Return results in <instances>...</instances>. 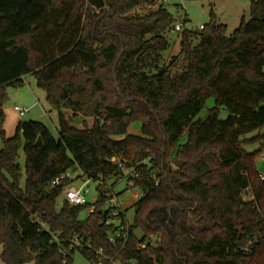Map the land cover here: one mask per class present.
I'll list each match as a JSON object with an SVG mask.
<instances>
[{
    "label": "trees",
    "instance_id": "16d2710c",
    "mask_svg": "<svg viewBox=\"0 0 264 264\" xmlns=\"http://www.w3.org/2000/svg\"><path fill=\"white\" fill-rule=\"evenodd\" d=\"M163 4L0 0L4 264H74L76 252L96 263L93 251L72 246L77 236L104 251V264H264V0L251 1L250 21L231 35L213 12L203 29H182L180 55L162 67L175 26ZM28 75L58 113V139L35 121L6 136L7 88L23 87ZM65 111L92 127L71 126ZM135 123L140 134L129 133ZM120 164L134 170L142 192L125 246L110 244L116 226H106L103 211L106 183L124 176ZM72 169L98 184L94 205L64 199L74 180L56 181ZM120 221L128 225L125 214Z\"/></svg>",
    "mask_w": 264,
    "mask_h": 264
},
{
    "label": "rangeland",
    "instance_id": "374dc122",
    "mask_svg": "<svg viewBox=\"0 0 264 264\" xmlns=\"http://www.w3.org/2000/svg\"><path fill=\"white\" fill-rule=\"evenodd\" d=\"M159 0L160 4L173 15L174 25H181L183 30H201V27L209 25L211 21L212 12L215 14L218 23L227 27L228 35L241 25L242 21L249 22L251 19L250 6L252 0ZM145 12V9H142ZM179 32L172 31L166 34V38L169 43V47L163 55V61L161 66L168 65L173 58L180 55V37ZM8 101L4 106L5 119V132L7 138L15 136L18 125L21 122L35 121L46 125L53 136L58 139L59 130V117L56 111H53L46 100V93L37 87L34 76L28 75L24 78V86L21 88H7ZM264 104V102H263ZM18 106L22 109H27L28 113L24 117H20L13 108ZM214 106L213 99H210L198 116V120L206 119L208 110ZM67 122L77 128L83 129L85 125L92 127L93 120L85 119L81 116H74L70 111L64 112ZM229 117V112L222 108L220 111V120H226ZM129 133L140 134L141 125L135 123L130 126ZM264 134V129L261 132ZM256 133L249 134L247 137L251 138ZM1 145V143H0ZM258 149V145L246 146L247 152H254ZM18 164L22 168V186L25 184V156L23 149L19 152ZM69 178L74 180L73 185L80 187L87 179L82 178V173L78 169H72L69 172ZM97 186L98 184L90 181L88 184L87 204L94 205L97 201ZM106 187L111 189L112 194L116 195L120 204L125 212V218L129 226L133 225L135 218V209L133 205L138 201L134 198V194L128 188V182L121 180L115 182L110 180L106 183ZM141 195L139 191H136ZM63 198L58 201L61 205ZM89 215V210H85L81 214V219L85 220ZM120 224L121 221H117ZM2 253V246L0 245V256ZM74 264H90V262L82 256L81 253L76 252L73 256ZM0 264H4L0 258ZM115 264H123L117 262Z\"/></svg>",
    "mask_w": 264,
    "mask_h": 264
},
{
    "label": "built area",
    "instance_id": "2783aa9c",
    "mask_svg": "<svg viewBox=\"0 0 264 264\" xmlns=\"http://www.w3.org/2000/svg\"><path fill=\"white\" fill-rule=\"evenodd\" d=\"M201 29H203V27H201ZM182 30V26L181 25H176L174 26V31H181ZM13 110L20 116V117H24L27 113L28 110L27 109H22L18 106H15L13 108ZM113 162L116 163V159H113ZM261 163H264V152L261 155L260 158V165ZM120 167L123 169L124 171V176L121 180H126L128 182V188L129 190H131L133 192V196L135 199H140L142 197V192L135 187L134 185V179H136L138 176L137 174L134 172V170H130V169H126V165L124 164H120ZM67 178H69V173L63 175L62 177H60L56 183H59L60 181L66 180ZM131 178L133 180H131ZM70 179V178H69ZM261 179L264 180V172H261ZM120 180V181H121ZM89 180H87V182H85L83 185H81L80 187H76L75 185H71L69 187H67L64 191V199L72 206H84L87 204V193H88V184H89ZM102 183V181H101ZM108 191L110 192V194L108 195L109 197V201L106 204L105 208L103 209L104 212L109 213V217L110 219H108L106 221V226H111V225H115L116 226V231L113 235H111V237L109 238L110 244L112 245H120V246H125V244L127 243V241L130 238V234H131V228L129 225H125V224H117V220H120V217L122 215L125 214L122 205L119 202V199L116 195L112 194L111 189H108ZM136 191H139L141 193V195L139 193H137ZM94 212V208H91L89 210V214ZM114 219H117L116 221ZM73 247L80 249V250H90L93 251L95 254V258H96V263L94 264H104L105 260H108V257L105 255L104 251L102 249L99 250H94L91 240L88 239H84L83 237L77 236L74 238L73 240ZM142 248H145V245H142Z\"/></svg>",
    "mask_w": 264,
    "mask_h": 264
},
{
    "label": "water",
    "instance_id": "95a60500",
    "mask_svg": "<svg viewBox=\"0 0 264 264\" xmlns=\"http://www.w3.org/2000/svg\"><path fill=\"white\" fill-rule=\"evenodd\" d=\"M36 147L39 149H43V144H42L41 139H39V141L37 142ZM259 171L264 172V163H261V165L259 167Z\"/></svg>",
    "mask_w": 264,
    "mask_h": 264
}]
</instances>
